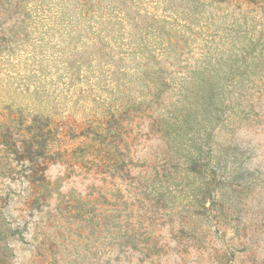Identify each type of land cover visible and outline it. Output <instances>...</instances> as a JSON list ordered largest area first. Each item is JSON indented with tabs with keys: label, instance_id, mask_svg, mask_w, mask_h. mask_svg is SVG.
<instances>
[{
	"label": "rangeland",
	"instance_id": "rangeland-1",
	"mask_svg": "<svg viewBox=\"0 0 264 264\" xmlns=\"http://www.w3.org/2000/svg\"><path fill=\"white\" fill-rule=\"evenodd\" d=\"M0 264H264V0H0Z\"/></svg>",
	"mask_w": 264,
	"mask_h": 264
},
{
	"label": "trees",
	"instance_id": "trees-1",
	"mask_svg": "<svg viewBox=\"0 0 264 264\" xmlns=\"http://www.w3.org/2000/svg\"><path fill=\"white\" fill-rule=\"evenodd\" d=\"M14 149H15V146H14ZM16 153V152H15Z\"/></svg>",
	"mask_w": 264,
	"mask_h": 264
}]
</instances>
